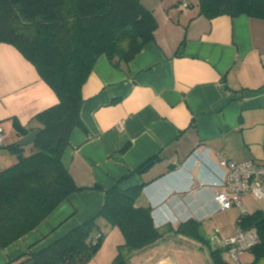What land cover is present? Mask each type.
Returning <instances> with one entry per match:
<instances>
[{"label":"crops","instance_id":"0c3cea01","mask_svg":"<svg viewBox=\"0 0 264 264\" xmlns=\"http://www.w3.org/2000/svg\"><path fill=\"white\" fill-rule=\"evenodd\" d=\"M198 2L141 0L158 23L154 39L125 69L102 55L82 87V126L72 132L62 164L84 191L0 250V264L39 253L96 217L104 190L114 186L141 187L136 205L150 208L153 224L164 230L131 264H213L202 242L234 237L240 210L219 211L214 194L228 172L222 160L264 166V18L209 19ZM58 102L32 63L0 44V127L5 141L12 137L4 145L22 139L14 120L35 125L33 118ZM3 147L0 171L14 159ZM211 223L218 229L207 236ZM184 225L198 226L199 237L176 233Z\"/></svg>","mask_w":264,"mask_h":264},{"label":"trees","instance_id":"16d2710c","mask_svg":"<svg viewBox=\"0 0 264 264\" xmlns=\"http://www.w3.org/2000/svg\"><path fill=\"white\" fill-rule=\"evenodd\" d=\"M198 1L199 13L209 19L243 14L264 18V0ZM157 29L155 16L141 0H0V44L17 48L59 99L33 118L35 125L24 127L14 120L20 138L35 134L32 143L3 147L17 162L0 171V250L37 228L73 193L84 191L62 164L72 132L82 126V87L102 55L125 69ZM141 190H104L105 203L96 217L13 264H87L99 252L105 228H117L124 237L112 264H131L137 251L164 236L163 228L153 224L150 208L136 205ZM240 219L242 230L259 232V244L250 250L255 257L251 264H259L264 260V212ZM198 230L184 225L176 233L197 239ZM202 243L209 247L213 264H229L223 257L227 249Z\"/></svg>","mask_w":264,"mask_h":264},{"label":"built area","instance_id":"2783aa9c","mask_svg":"<svg viewBox=\"0 0 264 264\" xmlns=\"http://www.w3.org/2000/svg\"><path fill=\"white\" fill-rule=\"evenodd\" d=\"M188 2L184 3L187 7ZM5 134L0 127V147L5 146ZM222 165L227 167V173L223 180L222 189L215 192V202L219 211H228L237 208L240 210L238 229L234 237L220 238L214 236L210 244L214 249H227L229 257L234 263L241 262V255L250 251L251 248L259 244V232L255 228L242 230L239 226L240 217L247 214L246 207L243 206V197L253 195L255 199H264V166L256 162L247 161L243 163L228 162L222 160Z\"/></svg>","mask_w":264,"mask_h":264},{"label":"rangeland","instance_id":"374dc122","mask_svg":"<svg viewBox=\"0 0 264 264\" xmlns=\"http://www.w3.org/2000/svg\"><path fill=\"white\" fill-rule=\"evenodd\" d=\"M11 140L12 137H9V139H7L5 143L9 144ZM15 162H17V157L14 156L12 162L10 161L5 163L4 164L5 166H3L2 169L10 168V166L15 164ZM243 202H244V206L248 207L250 214L256 212L261 208L264 209V199L262 200L255 199L253 196L249 195L248 197H244ZM216 229H218V227L217 224L215 223L213 224L211 223L209 224V226H206L207 236H209V234L210 235L214 234L213 232ZM104 231L106 236L103 239L99 252L96 254V256L90 259L87 264H112L113 260L118 255L119 250H117V245L123 243V237H121L119 230L116 228L115 230L104 229ZM245 255H247L248 258L246 259L243 257V259L241 260L242 263L247 262V260L251 261V263L255 261V257L251 253L247 252V254ZM224 257L230 259V257H227L226 255ZM230 264H235V263L233 262V260H231ZM259 264H264V260H261Z\"/></svg>","mask_w":264,"mask_h":264},{"label":"water","instance_id":"95a60500","mask_svg":"<svg viewBox=\"0 0 264 264\" xmlns=\"http://www.w3.org/2000/svg\"><path fill=\"white\" fill-rule=\"evenodd\" d=\"M35 134L33 133V134H30V135H28V136H26V137H24V138H22L21 139V141H19L18 143H17V145L18 146H25V145H28V144H30V143H32L34 140H35Z\"/></svg>","mask_w":264,"mask_h":264}]
</instances>
